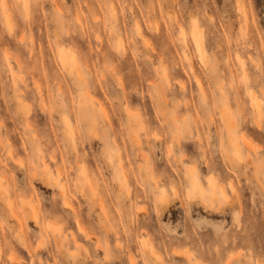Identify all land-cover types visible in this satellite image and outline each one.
Wrapping results in <instances>:
<instances>
[{"label": "rangeland", "instance_id": "1", "mask_svg": "<svg viewBox=\"0 0 264 264\" xmlns=\"http://www.w3.org/2000/svg\"><path fill=\"white\" fill-rule=\"evenodd\" d=\"M7 15L0 28V121L9 145L0 219L12 233L0 241L3 264H264V178L255 163L264 157V0H16ZM72 81L79 86L70 98L85 115L95 105L119 127L112 98L131 86L146 99L153 127L160 103L175 121V134L143 147L135 169L126 164L127 172L113 173L126 197L122 209L95 189L94 200L65 192L59 174L68 163L60 156L33 161L25 151L26 129L34 138L51 134L53 84L62 92ZM202 99L211 106L207 119ZM189 119L198 122L195 137L184 135ZM209 138L213 151L201 159ZM225 143L231 155L217 150ZM101 147L93 140L84 150ZM232 159L243 162L234 168ZM181 183L177 194L173 185ZM53 194L55 217L38 223L52 215Z\"/></svg>", "mask_w": 264, "mask_h": 264}, {"label": "clouds", "instance_id": "2", "mask_svg": "<svg viewBox=\"0 0 264 264\" xmlns=\"http://www.w3.org/2000/svg\"><path fill=\"white\" fill-rule=\"evenodd\" d=\"M16 0H0V28L8 24V10L14 5ZM65 27L71 29L73 23L71 19L63 20ZM107 75V73H105ZM85 76L91 80L93 74L90 70L85 72ZM78 83L72 81L69 88L64 91H57V85L52 86V96L48 103L51 106L56 117L52 124L51 134L47 131L34 138L32 133L25 130L27 148L25 149L28 157L33 161L40 157H45L52 160L54 157H62L67 163L68 167L61 171L59 176V184L63 186L65 192L73 191L76 195L84 197L86 200H94L95 196L92 189H95L96 194L104 195L105 199L111 203L112 207L122 209L123 201L126 199L123 190L119 189L113 180V173H118L123 169L127 172L126 164L135 166L141 163L138 153L143 150V147L151 148L150 142L154 141L158 136L160 140L167 142L176 132L175 121L172 119L168 109L162 103L157 107L160 113V123L153 127L151 124V117L149 115V107L146 99H141L140 91H130L127 94H117L112 98V110L118 113L120 117L119 127L114 126L108 121L103 120L102 114L98 111L95 105L88 108L85 115L81 109L77 108L74 101L70 98V93L78 88ZM139 88L138 85L135 86ZM135 95L140 103L135 107L131 105V96ZM145 96L147 94H144ZM154 105L157 103V97L153 95ZM200 111L204 114L205 119L211 115V106L206 100H200L198 105ZM135 112L136 117L130 118L129 113ZM198 122L194 119H189L187 126L184 128V135L197 134ZM4 123L0 121V199L3 198V162L5 159V151L9 147L6 143L4 135ZM149 143L142 147L136 144V138ZM98 140L102 147L99 151H85L84 146L90 145L91 141ZM174 143V142H173ZM213 144L211 139H208L207 146L201 144L198 151L202 153L201 159L205 155L213 151ZM227 149L228 153L232 154V148L226 143L223 145V150ZM247 150L243 145L240 146V153L246 154ZM122 154H127L128 160H123ZM250 159L252 157H249ZM93 162V167H88V162ZM233 167L236 168L243 161L239 159H232ZM182 163V161H178ZM258 165L259 173L264 178V157H260L255 161ZM48 171L45 169V174ZM38 172L34 179H39ZM141 176L143 172L141 170ZM130 178V177H129ZM264 183V181H262ZM177 190V194L181 192L184 185H173ZM151 184L145 182V191L151 195ZM131 188L127 189L131 192ZM59 197L53 194L49 200L51 216H44L38 223H43L46 220L55 217L56 201ZM59 221V218L57 217ZM12 233V229L7 225L4 219H0V241L6 240ZM12 240H19V233L11 235ZM2 254V249H0ZM3 264V261H0ZM251 264V262H250Z\"/></svg>", "mask_w": 264, "mask_h": 264}, {"label": "bare ground", "instance_id": "3", "mask_svg": "<svg viewBox=\"0 0 264 264\" xmlns=\"http://www.w3.org/2000/svg\"><path fill=\"white\" fill-rule=\"evenodd\" d=\"M9 25V24H8ZM193 40H194V44H195V48H196V50L198 51V54H199V57L200 58H203V50H202V41H201V37H200V35H198V34H194L193 35ZM196 82H197V79H196ZM256 102V101H255ZM255 106H257L256 104H255ZM257 108V107H256ZM246 140H248V139H245V140H243L242 141V143L244 144V145H246L247 147L249 146V148H250V144L251 143H248V141H246ZM237 150V149H236ZM192 185L194 186V183L192 182ZM195 187L197 188L196 190L198 191V193L200 194V196L201 197H203L204 196V191H203V189L200 187V185L199 186H197V185H195ZM61 188H63V186H61ZM60 189V188H59ZM61 191V190H60ZM220 191V190H219ZM62 192V191H61ZM221 192V195H223L224 196V192H222V191H220ZM212 193H213V191H212ZM214 194V193H213ZM222 196V198H224ZM159 199H161V197L159 198ZM201 200H202V198H201ZM68 202H66V204H67ZM67 206H68V204H67ZM35 210V209H34ZM132 262V261H131Z\"/></svg>", "mask_w": 264, "mask_h": 264}]
</instances>
